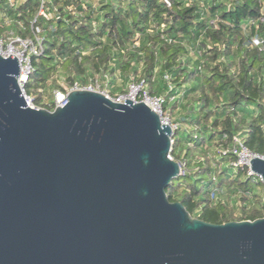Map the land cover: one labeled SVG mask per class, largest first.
I'll return each instance as SVG.
<instances>
[{"label": "water", "instance_id": "water-1", "mask_svg": "<svg viewBox=\"0 0 264 264\" xmlns=\"http://www.w3.org/2000/svg\"><path fill=\"white\" fill-rule=\"evenodd\" d=\"M0 56V264H264V218L211 224L166 188L172 132L143 103L70 91L26 106ZM250 170L262 179L264 159Z\"/></svg>", "mask_w": 264, "mask_h": 264}, {"label": "trees", "instance_id": "trees-1", "mask_svg": "<svg viewBox=\"0 0 264 264\" xmlns=\"http://www.w3.org/2000/svg\"><path fill=\"white\" fill-rule=\"evenodd\" d=\"M92 1L53 0L59 19L37 22L43 51L32 59L25 94L40 105L64 90L59 80L84 86L89 77L107 76L113 94L117 78L124 90L144 79L150 94L173 98L172 115L180 110L170 156L182 174L167 186L168 200L211 224L264 218V193L249 187L259 182L246 179L245 168L233 169L230 153L239 135L264 157V52L245 46L249 37L264 42V0ZM2 2L0 36H29L37 3L12 11Z\"/></svg>", "mask_w": 264, "mask_h": 264}, {"label": "built area", "instance_id": "built-area-1", "mask_svg": "<svg viewBox=\"0 0 264 264\" xmlns=\"http://www.w3.org/2000/svg\"><path fill=\"white\" fill-rule=\"evenodd\" d=\"M26 0H3L2 4L7 6L9 9L16 10L20 5H22ZM37 3V12L34 18L29 22V36L22 37L12 31L6 34L5 36H0V56L7 58L8 56L15 57L19 65V77L17 79L22 96L24 98L25 104L27 107L32 109H41L44 108L42 105H36L31 96H28L24 92V86L26 85L29 76L32 74L34 68L32 59L38 57L43 51V38L41 36L42 30L38 26L37 22L41 19L44 21L58 20L59 14L55 8H51L53 0H34ZM1 10L0 16L2 17ZM9 22L8 17H5L4 23ZM215 22L212 21L211 24ZM251 48H258L264 52V42L263 40L257 37H249L246 41L245 46ZM105 79H108L107 76H104L102 81L98 76L89 77L84 86H81L79 83L74 82L72 86L63 91L54 90L52 92V102L51 106L54 108L63 107L66 103V96L70 91L75 90H85L91 92H98L103 94L105 97L109 98L115 103H123V99L129 100L133 103H143L147 106L152 112H154L160 120L162 125L169 126L173 134L180 130L181 125L179 122L174 121L172 114L170 113L167 103L172 101V97L167 98L166 94H155L152 95L146 88L144 79L139 81L130 80L127 82L124 92L117 94L115 96H110L107 91L102 89V82L107 83ZM167 78L165 77V80ZM171 86H168V92L171 91ZM49 105V103H48ZM45 109V108H44ZM172 143V137H171ZM230 153L234 157V161L231 163L233 169H244L245 168V177L246 179L252 178L254 182H262L260 176L253 173L249 168V161L252 158H261L263 156L255 154L249 151L241 137L239 135L234 136L233 142L230 148ZM169 158H171L169 154ZM180 165V164H179ZM180 174L181 165H180ZM211 198L213 195L211 194Z\"/></svg>", "mask_w": 264, "mask_h": 264}, {"label": "rangeland", "instance_id": "rangeland-1", "mask_svg": "<svg viewBox=\"0 0 264 264\" xmlns=\"http://www.w3.org/2000/svg\"><path fill=\"white\" fill-rule=\"evenodd\" d=\"M98 3H99V0H93V1H92V4H93L94 7L97 6ZM7 24H9V22H8ZM7 24H6V25H7ZM105 80H106L107 83H108V80H109V79H105ZM58 83H59V85H60L63 89H68V88H69V87H68L67 85H65V83H64L63 81H61V80H59ZM107 83H106V82H105V83L102 82V89H104L105 91L108 92L109 90H108V88L106 87ZM105 84H106V85H105ZM163 87H164L163 83H160V84L157 86V90H159V91L161 90V91H162V90H163ZM114 88H115V91L113 92V94H109L110 96H115V95L121 93L122 89L124 88V87H123V83L121 82V79L117 78V80H116V82H115V86H114ZM123 90H124V89H123ZM108 93H109V92H108ZM42 97H43V96H42ZM51 102H52V95H51V96H47V97H43V98L41 99V101H40V105H42V106H46L48 103L50 104ZM250 107H252V105H251ZM179 112H180V110L177 111V113H175V114L172 115L174 121H177V122L180 121V116L178 115ZM207 181H208V179H207ZM249 187H251L255 192H258V193H264V185L262 184V182L255 183V184L250 183V184H249Z\"/></svg>", "mask_w": 264, "mask_h": 264}]
</instances>
